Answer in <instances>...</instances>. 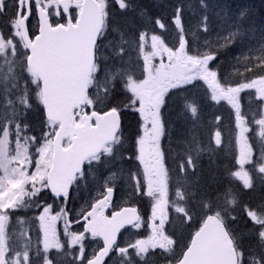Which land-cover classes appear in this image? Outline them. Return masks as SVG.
<instances>
[{"label": "rangeland", "instance_id": "374dc122", "mask_svg": "<svg viewBox=\"0 0 264 264\" xmlns=\"http://www.w3.org/2000/svg\"><path fill=\"white\" fill-rule=\"evenodd\" d=\"M75 1L73 18L78 17L82 0ZM96 1L108 22L98 51L100 67L104 75L112 70L111 75L114 73L120 78L122 96L128 100L130 112L139 118V130L130 146L125 147L119 138L103 151L99 165L93 160L97 164L92 168L94 174L70 197L68 205L51 196L46 181L52 166L56 126L44 118L39 81L26 72L24 61L18 60L23 48L16 43L15 34L7 29L0 32V218L4 220V225L0 224V264H84L93 259L101 245L97 239L84 237L83 225L77 222L109 188L116 191L118 205H139L145 216L142 226L124 235L109 264H154L148 255L150 249L153 254L164 257H160L159 264L173 262L168 256L176 258L179 252L172 253L175 246L172 232L176 233L172 229L181 224L175 216L193 222L181 206L169 202L167 195L161 112L166 95L173 88L202 87L200 91L188 93L192 104L188 101L185 106L192 123L199 117V106L194 100L204 107L213 106L217 122L235 143L230 144L237 150L234 171L237 186L247 192L256 179L259 189L264 190V80H252L251 86L246 81L243 85L224 83L214 70L215 53L228 48L241 55L240 62L253 57L255 66L262 64L264 35L260 39L249 27L256 22V3L264 0H196L202 10L207 8L206 13L202 10L197 13L202 26L196 34L185 25L178 11L168 18V23L166 20L143 22L139 45L128 51L124 43L112 40V31H122L124 41H129L133 23L130 29L120 30L112 22L110 29V15L114 8L118 12L124 8L132 15L141 16L143 3ZM47 5L54 15L55 9L60 11L57 3L52 5L49 1ZM248 12L251 15L246 18ZM1 20L4 17L0 23L4 22ZM197 38L201 42L198 45ZM3 44H8V50ZM110 53H114L115 63L110 62L108 67ZM232 63L234 67L239 65ZM243 66L244 70L250 67L245 62ZM107 81H111L113 92L116 79ZM104 83L101 82L97 98L87 102L91 111L96 99L97 107L106 105L108 90ZM248 91L251 94L244 99V92ZM182 97L186 95L179 99ZM77 122H81L80 116ZM216 129L212 130L210 124L206 134L199 132V140L219 146L224 133ZM196 145L194 141L189 147L197 151ZM256 150L260 151L257 158ZM207 202L215 203L222 214L233 210L229 214L233 223L238 218L241 231L247 228L245 235L239 232L240 240L243 242L242 237H247L245 241H251L246 245V264H264V204L247 211L248 206L235 195L232 199L221 195L217 201ZM191 209L198 214V224L210 213L207 210L202 215L193 204Z\"/></svg>", "mask_w": 264, "mask_h": 264}, {"label": "trees", "instance_id": "16d2710c", "mask_svg": "<svg viewBox=\"0 0 264 264\" xmlns=\"http://www.w3.org/2000/svg\"><path fill=\"white\" fill-rule=\"evenodd\" d=\"M139 2L143 3L141 16L137 14L132 15L129 13V9L120 10V12H118L115 8L110 15V23L115 22L117 28L120 30L130 29V26H132L131 23H133L131 30L132 35L128 38L130 39L129 41H124V33L122 31L111 30L113 33L112 40L124 43L126 51L137 47L140 35H142L143 31V22L146 21H167L172 14L180 11L181 19H183L185 25L188 24L189 27L195 31V34L198 32L199 26H202V20L197 16V13L201 12L200 10L202 9L197 4L196 0H139ZM206 7H208V5H206ZM256 7L258 8L256 9V22H253L249 28L253 29L260 39H263L261 35H264V3L257 2ZM206 9L207 8L202 11L206 13ZM138 10L140 11V7H138ZM252 11L253 10H250V12ZM250 12L245 14V17L247 16L246 18L250 17ZM166 23H168V21ZM133 29H135V31ZM249 36L253 37L252 35ZM196 40V44L198 42L201 43L198 38ZM109 56L107 60L108 67L110 66V62L112 64L115 63L114 53H110ZM215 57L216 63L214 64V69L219 72V78L224 81V83L229 82L231 84L236 83L237 85H243L244 81H246L250 85L252 80L257 81L261 78L262 80L264 79V60H262L261 65L256 66L252 61L253 57L244 59L240 62L241 55H239L237 51H234L233 48L218 50L215 53ZM232 62L238 63V67H234ZM243 62H245L247 66H250L249 69H243ZM111 72L112 70L108 73V76L104 75L102 70L98 76L100 85L102 81L105 82L104 86L108 90V92H106L108 97L106 98V105L98 107L97 110L101 111L115 108L120 112L122 111L120 114L123 121V138L126 147L132 144L131 141L134 140L133 137L138 132V122L136 116L130 112L131 107L128 105V100L122 96L121 85L123 83H120V78L117 75H114V73L111 75ZM112 78L116 79L115 88L112 89L113 92H111V81H107ZM240 78H244V80L241 81ZM201 89L202 87L199 86L173 90L166 98L163 108V120L166 131L163 150L170 177L169 191L173 199L185 205V208L182 207V210L188 212L192 218L191 221H193L186 222L184 217L178 218L179 216H175L176 219L180 220L181 224L179 228L175 227L172 229L170 227V229L176 231V233L172 232L175 234L174 238L177 243L173 254L180 252L185 247L187 241L190 240L191 236L200 226V224H198L200 221L198 214L191 209L192 204L199 207L202 215H204L207 210L210 213L217 214L223 220L230 233L235 237L238 246L246 252V245L251 241H245L247 237H242V242L239 232H243L245 235V233H247V228L243 226L244 231H241L239 228L241 221L238 218L233 223L232 219L229 217L230 212L233 210L229 209V211H227L228 214H222L215 203L207 201L213 199L217 201L221 195H226V199H232L235 195L241 203L243 202L248 206V211L256 209V207L264 204V190H262V187L259 189V185L256 184V179L252 189L247 192H244L243 189L240 190L237 186L234 175V171L237 167V150L234 148L235 143L233 138L230 139V134L224 132L225 128H223L222 124L217 122V113L213 106L209 105V108L204 107V105L202 106L201 103L194 100L196 106H199V117L194 118L195 124L192 123L189 111L185 106L188 101L192 104L191 97L188 93H191V91L197 92ZM99 93L100 92H98V94ZM245 93V97L251 94V92ZM183 95H186V98L182 97L179 99V97ZM126 110L128 112H126ZM211 116L213 117L212 120L209 119ZM210 124L212 130L217 128L216 130H220L224 133L219 146H215L211 141L207 142L202 140L201 142L199 140V132L201 131L206 134ZM197 125H199V128ZM195 136L196 140L194 138ZM193 140L197 144L196 146L199 147L197 151L196 149L191 150L189 147L192 142L194 143ZM88 174L92 176L94 174L93 170L88 171Z\"/></svg>", "mask_w": 264, "mask_h": 264}, {"label": "water", "instance_id": "95a60500", "mask_svg": "<svg viewBox=\"0 0 264 264\" xmlns=\"http://www.w3.org/2000/svg\"><path fill=\"white\" fill-rule=\"evenodd\" d=\"M21 2L23 0H20ZM70 0H61L67 11ZM40 35L28 41L21 25L27 49L28 68L42 83V98L46 118L59 124L54 138L53 166L49 172V190L54 196L67 200L70 185L81 171L84 162L98 155L104 146L113 142L119 127V115L110 111L92 114L95 125L85 118L82 125H73L75 110L80 111L87 97L88 80L94 64V49L103 27L102 10L95 0H84L76 25L50 27L46 13H39ZM71 146L62 148L64 140ZM93 205L85 217V232L98 237L103 247L87 264H105L120 233L138 222V211L124 208L106 217L113 191ZM100 210V213H97ZM87 217L90 218L87 221ZM177 264H237L233 244L223 225L208 217L194 235L189 248Z\"/></svg>", "mask_w": 264, "mask_h": 264}, {"label": "flooded vegetation", "instance_id": "af4514ba", "mask_svg": "<svg viewBox=\"0 0 264 264\" xmlns=\"http://www.w3.org/2000/svg\"><path fill=\"white\" fill-rule=\"evenodd\" d=\"M51 2L52 5H56L57 0H27L22 4L20 0H0V19L4 17V22L0 23V32L9 30L15 34V41L20 46H23L21 60L27 54L26 49L23 45L21 35L19 33V26L23 25L27 32V36L30 40H33L39 32V19H38V7H42L47 13L52 27L65 25L68 19H72V14L76 8V2H73V7L70 10L69 15H63L59 10H54L55 15L53 14V9L47 5ZM7 15V16H6ZM21 24V25H20ZM5 25L3 28L2 26ZM25 49V50H24ZM17 50V49H16ZM27 57V56H26ZM119 206L117 203H112L109 208L108 215L117 211ZM69 221V219H68ZM81 224V221L77 222ZM1 225H4V220L0 222Z\"/></svg>", "mask_w": 264, "mask_h": 264}, {"label": "bare ground", "instance_id": "6f19581e", "mask_svg": "<svg viewBox=\"0 0 264 264\" xmlns=\"http://www.w3.org/2000/svg\"><path fill=\"white\" fill-rule=\"evenodd\" d=\"M251 15V14H250ZM249 16V15H248ZM254 20H255V18H254ZM98 64L99 65H101V60L100 59H98ZM128 105H129V103H128ZM130 106V105H129ZM136 119H137V122H138V130H139V118H137L136 117ZM88 121H90V123H91V118H89L88 119ZM123 137V136H122ZM124 139V138H123ZM171 203L173 204V205H175V206H181V207H184L185 208V205L184 204H180V203H176V200L175 199H173V197L171 198Z\"/></svg>", "mask_w": 264, "mask_h": 264}]
</instances>
